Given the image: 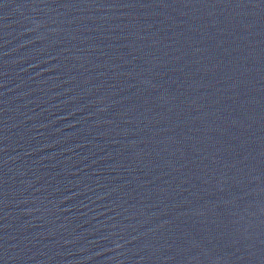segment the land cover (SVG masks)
<instances>
[{
	"label": "water",
	"instance_id": "1",
	"mask_svg": "<svg viewBox=\"0 0 264 264\" xmlns=\"http://www.w3.org/2000/svg\"><path fill=\"white\" fill-rule=\"evenodd\" d=\"M0 264H264V0H0Z\"/></svg>",
	"mask_w": 264,
	"mask_h": 264
}]
</instances>
